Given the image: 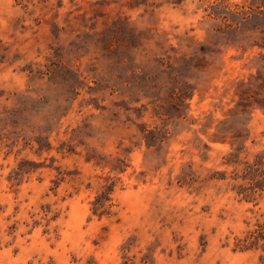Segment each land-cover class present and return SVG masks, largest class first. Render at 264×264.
<instances>
[{"label": "rangeland", "instance_id": "374dc122", "mask_svg": "<svg viewBox=\"0 0 264 264\" xmlns=\"http://www.w3.org/2000/svg\"><path fill=\"white\" fill-rule=\"evenodd\" d=\"M0 264H264V0H0Z\"/></svg>", "mask_w": 264, "mask_h": 264}]
</instances>
